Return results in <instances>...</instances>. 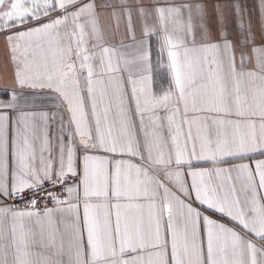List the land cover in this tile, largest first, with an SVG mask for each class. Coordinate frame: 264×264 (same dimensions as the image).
I'll use <instances>...</instances> for the list:
<instances>
[{
    "label": "snow or ice",
    "instance_id": "6c2138e0",
    "mask_svg": "<svg viewBox=\"0 0 264 264\" xmlns=\"http://www.w3.org/2000/svg\"><path fill=\"white\" fill-rule=\"evenodd\" d=\"M256 8L0 0V264H264Z\"/></svg>",
    "mask_w": 264,
    "mask_h": 264
},
{
    "label": "crops",
    "instance_id": "0c3cea01",
    "mask_svg": "<svg viewBox=\"0 0 264 264\" xmlns=\"http://www.w3.org/2000/svg\"><path fill=\"white\" fill-rule=\"evenodd\" d=\"M245 3L247 5L248 11L251 13V15L253 16V20L255 23V20L257 18V8L256 5L258 3V0H245ZM124 34V30H123V26H121V32L118 35L117 39L119 40L121 38V36H123ZM137 34H139V28H137ZM125 43H131V39L130 37L128 39L125 40ZM151 48H152V59L155 65V60H156V51L158 48V43H157V39L156 37L152 38L151 41ZM153 77H154V88H160V87H166L167 83H168V76L166 74V72L162 69H157L154 67V73H153ZM13 68L12 65L8 62V58H7V52L4 49L3 46V42L0 41V89L3 88H7V87H11L13 86ZM0 98L7 100L8 97L7 95H5L3 92H0ZM257 159L259 158H264L259 156V154H257L256 156ZM240 162H248V161H238V160H234L231 161V163H240ZM199 167H203V168H212L213 165L211 163H207V162H200ZM222 167H229L230 163H225L223 165H220ZM189 183H190V178H189ZM52 206V205H51ZM49 206V207H51ZM210 213L212 212V210H208ZM213 218H216L217 214L212 213Z\"/></svg>",
    "mask_w": 264,
    "mask_h": 264
},
{
    "label": "built area",
    "instance_id": "2783aa9c",
    "mask_svg": "<svg viewBox=\"0 0 264 264\" xmlns=\"http://www.w3.org/2000/svg\"><path fill=\"white\" fill-rule=\"evenodd\" d=\"M69 183H74V181H69ZM27 199H29V195L28 194L25 195V200H27ZM9 203H11V201ZM16 203L19 204L20 201L17 200ZM42 205H43V202H41V206ZM48 206H51V202L50 201L48 202Z\"/></svg>",
    "mask_w": 264,
    "mask_h": 264
}]
</instances>
